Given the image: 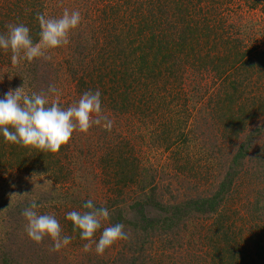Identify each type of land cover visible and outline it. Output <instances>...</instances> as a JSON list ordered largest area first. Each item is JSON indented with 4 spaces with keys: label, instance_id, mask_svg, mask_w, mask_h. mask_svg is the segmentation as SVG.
Wrapping results in <instances>:
<instances>
[{
    "label": "trees",
    "instance_id": "obj_1",
    "mask_svg": "<svg viewBox=\"0 0 264 264\" xmlns=\"http://www.w3.org/2000/svg\"><path fill=\"white\" fill-rule=\"evenodd\" d=\"M97 1H92L89 8L86 0H73L79 4L73 10H79L84 20L81 19L80 25L70 32L68 52L58 47V51H46L45 55L50 59L34 58L31 62L14 65L11 52L0 51V97L9 90L20 88L24 94L47 95L49 105L58 102L59 106L67 108L85 91L99 89L102 109L109 117L128 114L148 130L149 125L151 130L160 129L158 134L154 132L156 141L153 144L156 142L162 152L184 144L188 148L190 143L191 139L186 135L188 129H180L181 122H176L179 127L170 125L175 123L174 117L179 114L182 104L187 108L193 106L194 95L190 96L189 90L185 89L186 81L196 87V96L208 94L212 101L211 111L220 116L219 127H225L224 132L234 142L248 130V119L264 115V48L248 41L247 36L251 34L244 26L234 31L236 22L229 19L233 18L232 13H237L230 7L235 1L247 9L258 6L263 9L264 0H103L105 3L100 9ZM48 2L50 0H0V34H6L7 25L22 23L37 42L40 28L35 17L42 13L50 18ZM55 52H62L64 57L56 59ZM56 66L61 70L60 78L58 71H54L56 76L49 74ZM63 73L71 78L75 95L64 102L55 101L47 89L49 85L58 88ZM195 75L200 77L195 78ZM202 79L201 83L199 80ZM248 84L253 89L246 93L251 95L250 99H256L255 104L245 99ZM181 99L183 103L179 102ZM247 103L250 104L245 105ZM156 106H160L158 110ZM247 112H251V116L247 117ZM139 135L132 136L130 141L123 137L114 148L109 140L97 153L96 158L101 163L98 180L104 182L103 199L99 195L92 201L96 207L109 210V219L102 223L106 227L123 224L128 239L116 242L122 245L120 249L106 252L96 260H89L88 264H155L161 253L156 249L149 251L146 245H169L172 236L182 230L179 228L181 222L189 235L202 237L200 245L210 246L212 264H264V222L237 223L245 216L234 207L233 185L243 174L248 156L243 143L240 142L232 155L231 172L212 193L189 195L186 199L167 203L162 197L156 198L157 169L151 161L146 165V153L141 150L150 142L139 139ZM79 140L80 137H75L74 143L62 145L58 152L50 153L31 146L10 144L0 137V163L6 162L5 171L15 173L18 183L25 181L20 180L17 173H28L34 177L44 174L45 180L51 179L52 185H58L34 196L20 197L17 193L12 198L11 194L1 195L0 225L4 231L0 235V264H31L33 259L28 260L22 254L28 252L27 257L31 255L28 258L40 257V245L50 240L45 237L37 244L25 237L23 244L20 243L23 248L18 243V238L21 240L22 235H26L18 228L25 224L21 212L33 200L39 205L38 213H46L43 211L46 204L62 209L59 219L55 218L61 234L72 237L69 245L86 243L80 239L78 231H73L72 222L65 219L70 211H88L83 208L86 199L76 200L75 197L70 199L69 205L65 203V199L68 202L74 194L75 188L70 183L81 165L77 160L80 157H74L72 150ZM118 146L123 147L122 150H117ZM155 146L150 148L157 149ZM66 147L71 150L66 151ZM172 150L168 153V162L174 171L186 173L188 162L178 163L180 159L174 156L176 150ZM188 155L187 151L182 158ZM258 159H264V150ZM197 173L195 170L192 180L203 177V173L200 172L199 177ZM131 194L134 196L130 197ZM127 196L134 199L136 216L133 219L126 217L122 205ZM260 201L261 198L256 199L255 205L251 202L247 210L251 211L250 206L254 212L264 210L258 205ZM147 204L159 210L155 217L144 212ZM196 224L202 227L197 226L194 230ZM103 228L101 226L95 233L96 240ZM198 240L195 238L191 242L195 244ZM242 245H253L259 262L253 257L245 258ZM53 259L56 263L50 264H62L57 257Z\"/></svg>",
    "mask_w": 264,
    "mask_h": 264
},
{
    "label": "rangeland",
    "instance_id": "obj_2",
    "mask_svg": "<svg viewBox=\"0 0 264 264\" xmlns=\"http://www.w3.org/2000/svg\"><path fill=\"white\" fill-rule=\"evenodd\" d=\"M86 1L90 8L92 6L91 3H93L92 1L94 0ZM236 2L237 1H235V3ZM104 3L105 2L103 0L97 1L99 9L101 8V5H104ZM235 3L230 7H232L233 11H236L237 13H232L233 18H229L236 22L234 31L240 29L241 25L244 26V28L248 30L249 34H251L247 36L248 41L264 48V8L261 9L260 6H258L253 9H247L245 5L240 6ZM78 5V2L75 4L73 0H50V2L47 4V12L49 11L50 18H59L64 9L67 8L71 11L75 6ZM83 9H85V7H83ZM234 34L239 35L237 32ZM70 35L71 34L69 33V37ZM52 50L58 51V48ZM64 51L68 52L66 46L63 47V52ZM59 53L56 54V59L61 60L64 55L62 52L61 54ZM54 71H58L57 77L60 78L61 72L59 71L61 70L59 67L57 68L56 66L50 70L49 74L56 76ZM195 76V78H198L199 75ZM199 81L202 83L203 79ZM186 82L184 84L185 89L189 90L190 96L194 95L192 102L194 107L189 105L187 108L182 104L179 114L174 117L175 123H171L170 125L173 127V125L176 124V126L179 127V125L176 123L178 121L182 124L180 129L183 131L188 129L186 135L189 139H191L189 145H187L188 148L185 147L186 145L184 144V146H177L173 150L171 147L168 152H162L161 147L157 146L156 142L155 144L157 149L150 148L155 146V144H153V142L156 141L154 132L158 134L161 130H151L150 125L148 130V127L141 124L139 121H136L128 114L110 116L113 121L110 131H105L100 126H93L86 133L74 131V135L72 134L68 144L74 143L73 140L75 137H80V140L77 141V144L75 142V147L72 150L75 151L74 157H80L77 160L81 162V165L79 167L77 176H75L74 180L70 183V186L75 188V190L73 192L74 194L72 193L73 195H71V197L68 199V202L65 199V203L67 205H69L70 199H75V197L76 200H89L90 198L92 200L94 197L100 195V199H103L104 187L102 186L104 185V182L98 180L99 176L97 175L100 168L99 165H101V163L96 157L101 147L105 143H108L109 140H111L109 143L113 145V148L117 146L115 143L117 141L120 142L123 137L129 138L130 141L132 136L135 137L138 134H140L139 139H145L147 142H150L141 147V150L146 153V156L144 157L146 160H144V162L146 165H149L147 163L151 161L152 165L156 167L158 186V189L156 190V198L162 197V200L167 203H173L179 199H186L189 195L194 196L197 194L204 195L212 193L217 188L218 183L231 172V158L236 151L237 146L241 142L243 143L244 147L248 149V156L243 165V174L239 178L235 179L233 185V194L236 197L234 205L235 210H238L237 212L242 213L245 217H243L244 220L243 218L238 219L237 223L241 224L244 223V221L245 223H254V221H256L262 224L264 222V210H257L254 212L252 210L253 206H250L251 211L249 209L247 210V206H249L251 202H253L255 205L256 199L260 198L261 201L258 205L264 209V159H258L264 150V115L258 114L257 116L248 119V130L242 134L240 139H237L234 142V140L230 136H227L224 132L225 127H219L221 122L220 116L216 112L211 111L212 101L208 98V94L203 93V96L201 97L196 96L195 94H197V92L194 91L196 87H192V82ZM250 88L251 90L253 89V86L251 87L250 84L245 87V99L250 100V102L253 101L255 104L256 99H250L251 95L246 93L247 90H250ZM58 89L60 90L59 96H52V99L55 101L62 100L64 102L75 95L73 82L69 76H66L65 73H63L61 78V85L59 86L58 84ZM179 102L183 103V99H181ZM249 104L250 103H247L245 105ZM159 107L156 106L155 109L158 110ZM246 114H248L247 117H249L252 113L247 112ZM252 120L253 123L251 122ZM137 124H139V126H137ZM138 127L139 129L137 130L136 128ZM121 148L123 147L118 146L116 149L122 150ZM68 149L70 148H65L66 151ZM171 150H176V154L174 156H177V158L180 159L177 160L178 163H184L186 161L188 162L186 165V168H188L186 173L181 174L182 172H176L173 170V165L168 162L170 161L168 160V153ZM187 151L189 155L185 158H182ZM5 166L6 162L0 163V197H2V194L4 195L6 193L11 194L12 198L17 193L20 194V197H27L30 195L34 196L35 194H40L45 189L50 190L53 187H58L57 184L52 186L48 185L45 182L46 180L44 174V176L41 174V176L37 175L34 177L33 174L27 175L28 173H17V177H19L20 180L25 181L24 184L18 183V181H16L14 178L15 173L5 171ZM195 170H198L199 173L196 174L197 177L200 176V172L203 173V177H200V179L194 181L192 180V177L195 175ZM61 190L62 189H60V191ZM133 196L134 194H131L130 197ZM133 202L134 199H130L127 196L125 201L122 203L126 217L130 219H133L136 216V208L133 207ZM50 205L51 204L44 205L43 211H46V213L43 212L40 214H50L59 219V215L63 213L62 209H54ZM242 205H244V207H242ZM56 207L60 206L57 205ZM144 208V212H146L148 216L155 217L159 212L158 209H156L154 206H151L150 204H147ZM244 209H246V211ZM238 213L236 216L239 215ZM250 218H255V220L252 219L251 221ZM24 225L25 224L21 226L19 225L18 227L21 234L25 233ZM197 226L202 227L200 224H196L194 226V230H197ZM103 227H106L104 223H102V228ZM179 228L182 230L178 231V229H175L178 231L176 233L177 235L172 236V243L169 245H146L147 249L148 247L150 248L149 251H155L156 249L158 250V253H161L159 256V262L157 260L155 264H212L210 261V256L212 253L210 246L200 245L202 237L196 236V234L189 235L188 231L184 230L185 228L183 227L182 222L180 223ZM194 230H192V232H195ZM1 231H4V229L3 226L0 225V235H2ZM245 232L246 231H244V233ZM25 237H27L25 234L22 235L21 240L19 237L18 243L23 244ZM195 238H199V240L197 243L193 244L191 240ZM44 242L45 243L43 245H40V254L42 256L40 255V257L37 258H28L31 255L27 257L28 252H25L22 254L23 257L27 258L28 260L33 259L31 264L56 263V261L53 259L54 257H57V261L62 264H88L89 260H96L98 257H102L104 253H111V251H115L116 249H120L122 247V245H117L115 242V245H111L105 249L103 254L98 255L95 252V245H92V252L89 251L88 254H85L82 245H76L73 243L72 245H68L67 247H64L61 250L53 253V251H51L52 242L50 240H45ZM150 246L153 248V250ZM252 246L253 245H242V247L245 249V258L253 257L257 261L259 259ZM20 247L23 248L21 244Z\"/></svg>",
    "mask_w": 264,
    "mask_h": 264
},
{
    "label": "clouds",
    "instance_id": "obj_3",
    "mask_svg": "<svg viewBox=\"0 0 264 264\" xmlns=\"http://www.w3.org/2000/svg\"><path fill=\"white\" fill-rule=\"evenodd\" d=\"M35 19L40 28L37 42L30 36V29L22 23H11L7 25L6 34H0V51H10L14 65L31 62L34 58L50 59L45 55L46 51L69 45V33L80 25L82 17L79 10L66 8L59 18L37 13ZM47 92L58 97L60 90L49 85ZM112 124V119L102 109L99 89L85 91L78 101L67 108H62L58 102L49 105L47 95L24 94L20 88L9 90L0 97V137L10 144L56 153L68 143L74 131L86 133L93 126L110 131ZM45 182L52 186L51 179ZM38 207L33 200L21 212L28 239L39 244L47 237L52 242L53 252L67 247L72 237L62 235L57 219L50 214L38 213ZM83 208L88 211H70L65 219L72 222L73 231H78L80 239L86 241L82 245L85 252L95 244V252L103 254L115 242L128 239L125 226L116 223L104 227L96 240L95 233L101 229L102 221L109 219V210L96 207L91 199L83 204Z\"/></svg>",
    "mask_w": 264,
    "mask_h": 264
}]
</instances>
